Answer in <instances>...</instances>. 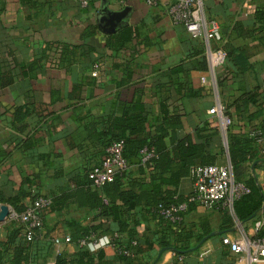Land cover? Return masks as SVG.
<instances>
[{"label":"crops","instance_id":"obj_1","mask_svg":"<svg viewBox=\"0 0 264 264\" xmlns=\"http://www.w3.org/2000/svg\"><path fill=\"white\" fill-rule=\"evenodd\" d=\"M201 1L205 16L218 22L228 53L225 64L214 71L207 66L203 41L172 25L162 5L93 0L81 8L75 0H0V204L17 199L27 207L35 195L65 198L61 210L43 214L35 235L39 250L50 245L43 264L78 250L74 241L54 240H73L71 223H92L97 211L78 206V184L102 159L112 133H121L120 123L132 110L141 109L146 116L147 136L176 118L179 136L211 142L217 165L230 164L227 136L249 137L262 126L264 102L243 107L235 101L256 87L264 95V0ZM124 8L129 12L121 25L113 33L103 32L99 25L108 14ZM129 32L130 41L122 43ZM218 104L231 120L227 129L210 114ZM255 111L258 115L247 122ZM167 133L168 144L170 129ZM257 147L262 155V146ZM255 165L247 163L248 173L264 193V165ZM126 172L131 179L143 178L137 165ZM191 188L189 176L184 177L177 194L185 197ZM233 221L235 226V217ZM222 223L218 212L195 207L179 233L191 236L184 243L193 242L202 228L213 231L209 236L181 261L157 245L141 259L148 264H242L222 243L236 234L233 227L222 230ZM250 225L243 224L248 235ZM7 230L0 224V242ZM161 231L150 216L136 227L141 239ZM101 250L108 260L114 258L112 246Z\"/></svg>","mask_w":264,"mask_h":264},{"label":"trees","instance_id":"obj_2","mask_svg":"<svg viewBox=\"0 0 264 264\" xmlns=\"http://www.w3.org/2000/svg\"><path fill=\"white\" fill-rule=\"evenodd\" d=\"M125 35L122 43L130 41L132 32ZM222 47L228 57L224 44ZM259 90V87H256L253 90L244 91L235 103L241 102L243 107L248 104L257 106L259 102H264V95L259 94ZM257 115L258 111L250 113L247 122ZM125 117L120 123L121 133L119 135L112 133L107 146L113 141H122L123 156L127 160L128 167L137 165L143 178L131 179L125 172L113 182L98 189L92 186L86 173L84 180L78 184L75 199L79 207L96 210L97 214L88 226L70 224L76 234V237L70 240L75 242L78 250L72 256H57L54 264H148L142 261L141 256L154 249L155 245L159 247V250H170L176 257H181L194 250L213 232L208 228H202L193 242L184 243V239L191 237L189 234L179 233L184 224L178 230H173L160 214L162 208L186 200V196L182 197L177 194V187L182 178L189 176L190 171L195 167L215 164L214 157L210 155L211 142L208 140L193 142L188 136H179L177 131L181 128V123L176 118L166 123L168 127L159 128L158 134L147 136L144 127L146 116L141 113V109L135 113L132 110V114ZM167 129L171 131L168 144L165 142L168 136ZM257 130L262 133L263 137L264 120L262 126L253 128L251 132ZM195 137H199L198 133ZM258 145L260 144L250 136H227L226 148L234 180L244 183L249 191L233 203V216L237 222L242 224L255 221L261 215L264 205L263 189L248 173L247 166V163L251 165L255 163V167L264 165V155L259 154ZM144 148H151L154 153L148 162L142 164L140 151ZM125 181L128 184L127 188H124ZM39 196L35 195L32 200ZM50 200L51 204L43 214L53 213L64 207V197L50 198ZM2 203L10 206L16 214H20L26 208L18 205L17 199ZM195 207L189 204L182 215L185 217ZM137 214L140 215L139 218ZM219 214L223 218L222 225H226L225 228H221L222 230L233 227L232 215L225 210H221ZM148 216L157 220L165 231H161L159 236L154 234L152 239L149 237L141 239L137 237L136 227L141 225V222L143 223ZM7 226L6 240L0 242V264H43L48 257L50 245L41 251L37 248L38 243L35 239L32 242L25 241L19 225L9 222ZM221 229L219 231H222ZM124 234L126 237H121ZM102 236L111 238L115 251V256L111 260L105 257L101 249L90 252L87 248L79 246V241L82 239H98ZM258 237H264V227ZM124 251L127 254H124Z\"/></svg>","mask_w":264,"mask_h":264},{"label":"built area","instance_id":"obj_3","mask_svg":"<svg viewBox=\"0 0 264 264\" xmlns=\"http://www.w3.org/2000/svg\"><path fill=\"white\" fill-rule=\"evenodd\" d=\"M93 0H75L81 8H87ZM124 4L126 0H117ZM151 7L162 5L165 14L172 25L182 26L187 34L194 40H201L205 44L204 56L207 66L211 71L223 66L227 54L223 49L224 40L220 35V26L216 20L208 19L204 13L201 0H145ZM215 43V47L213 44ZM210 114L216 115L226 127L231 120L224 115L223 108L218 104L210 110ZM250 137L262 146L261 154L264 155V142L262 133L257 130L250 133ZM226 146V142L224 143ZM153 149L144 148L140 151L141 163L145 164L153 157ZM128 169L127 160L123 156V142L113 141L105 149V156L87 172V178L95 188H101L125 173ZM189 178L192 182L190 193L184 202L170 205L161 209V216L173 229L178 230L184 224L182 215L189 204L201 207L209 212L227 211L233 215V203L249 191L242 182H236L233 177L231 165H206L195 167L190 171ZM48 197H36L20 214L8 206L7 215L0 224L14 222L22 228V236L26 242H32L36 233L42 228V214L50 206ZM2 205H0L1 207ZM1 212V211H0ZM264 227V211L251 223V234L243 230V224L236 221L233 229L236 234L222 238V243L228 245L233 254L237 256L242 264H264V237H258ZM114 237H117L114 235ZM69 244V237L63 240L55 239L54 243ZM79 246L95 252L106 246H112L109 236L98 239H82ZM124 254H127L125 251ZM181 257L178 260L181 261Z\"/></svg>","mask_w":264,"mask_h":264},{"label":"water","instance_id":"obj_4","mask_svg":"<svg viewBox=\"0 0 264 264\" xmlns=\"http://www.w3.org/2000/svg\"><path fill=\"white\" fill-rule=\"evenodd\" d=\"M129 12V8H124L121 11L118 12H110L105 18L104 21L99 25L101 30L105 32L106 34L113 33L116 28H118L123 20L127 17V14ZM0 221L7 215V209L6 206L0 207ZM262 211H264V205L262 208Z\"/></svg>","mask_w":264,"mask_h":264},{"label":"rangeland","instance_id":"obj_5","mask_svg":"<svg viewBox=\"0 0 264 264\" xmlns=\"http://www.w3.org/2000/svg\"><path fill=\"white\" fill-rule=\"evenodd\" d=\"M229 126H230V125L226 126V129H227ZM0 205L5 206L4 204H0ZM0 211H1V210H0ZM233 218H234V216L232 215L231 220H233ZM5 224L7 225V222H6Z\"/></svg>","mask_w":264,"mask_h":264}]
</instances>
